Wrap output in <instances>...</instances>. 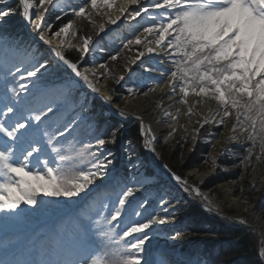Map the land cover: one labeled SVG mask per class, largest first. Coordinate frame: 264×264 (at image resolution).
I'll return each mask as SVG.
<instances>
[{"label":"snow or ice","instance_id":"6c2138e0","mask_svg":"<svg viewBox=\"0 0 264 264\" xmlns=\"http://www.w3.org/2000/svg\"><path fill=\"white\" fill-rule=\"evenodd\" d=\"M17 3L34 39L49 46L92 92L100 90L89 75L119 83L127 74L132 81L136 75L132 65L139 62L145 72H156L160 79H152L150 85L143 79L133 81L134 86L127 87L130 95H138L141 87H147L144 96L168 87L167 98L179 96L176 103L185 106L189 118L194 115L190 96L197 105L215 101L212 117L197 124L226 126L234 116L228 140L237 141L239 133L247 144L240 165L264 164V0H122L120 4L116 0H84L66 6L60 0ZM0 4V264H153L145 256L144 246L156 231L153 226L174 220V214L161 217L153 212L144 217L146 202L129 199L137 190L135 184H125L114 201L107 196L108 182L115 177L110 170L111 153L104 146L115 142V132L104 137L94 134L89 125L88 135L95 143L80 139L85 118L80 112L71 119L61 114L55 100L67 99L65 87L42 85L47 65L36 58L32 44L7 32L5 18L15 9L4 0ZM50 9L86 21L96 35L121 17L137 23L144 17L150 23L111 56L113 62L126 59L121 66L124 74L117 75L108 64L99 65L103 73L88 68L81 71L65 57L64 49L75 48L81 58L88 56L95 50L93 36L85 32L73 44L80 31L74 21L49 35L51 25L45 17ZM94 15L104 22L97 24ZM134 48L132 58L121 56ZM153 62L169 68L156 67ZM102 99L107 103L111 96L105 93ZM157 107L163 110L165 122H174L171 136L177 130L181 109L173 111L171 105L165 109L162 102ZM141 126L145 146L151 148L155 136L149 139L150 127L145 128L142 121ZM173 179L187 185L180 176L173 174ZM252 188L259 190L255 184ZM192 191L207 201L211 211L209 198L198 188ZM87 201L91 203L82 206ZM41 219L45 222L26 240H20L14 230ZM21 248L27 258H5L15 256ZM161 264L170 262L163 257Z\"/></svg>","mask_w":264,"mask_h":264},{"label":"bare ground","instance_id":"6f19581e","mask_svg":"<svg viewBox=\"0 0 264 264\" xmlns=\"http://www.w3.org/2000/svg\"><path fill=\"white\" fill-rule=\"evenodd\" d=\"M61 5H79L81 3H84L81 0H60ZM122 0H116L117 4H120ZM10 0H7V3L10 4ZM131 7H136L135 5ZM131 7L129 8V11L131 10ZM112 11H115L113 9ZM55 11L51 10L49 11V14L46 15L45 20L48 22L47 18L50 15V13H53ZM127 15V13H125ZM94 20L97 24L103 23L104 20L101 16H95ZM73 20V19H71ZM70 20V21H71ZM76 27L80 29L78 32L76 39L73 40V43L76 44L79 42L80 37L83 33H88L93 36V45H95V50L90 51L88 56H91L93 58V63L87 66L88 69H97L98 66L95 63L98 58V53L101 50H104V41L103 39L106 38L109 40V42H123L126 43L128 39L134 38V36L130 33L131 26H134L136 24L135 20H126L124 17H121V19L117 22V24H106V30L103 33H100L99 35L95 34V29L88 24L86 21H83L79 18H75L73 20ZM26 29L29 31V33L35 38V33H31L29 30V26L24 21ZM127 24V25H126ZM50 35V32H49ZM70 38V36H69ZM35 40V39H34ZM38 45L49 48V46L44 45L42 42L35 40ZM99 41V43H97ZM139 46H137L138 48ZM76 50V49H75ZM77 51V50H76ZM136 51V48L133 49L132 52L127 53V58L130 59L133 57L134 53ZM78 52V51H77ZM65 55V51H64ZM66 57V56H65ZM87 56L81 58V54L79 53V60H81L79 63H77L78 67L82 64L85 65L86 63H83V60L86 59ZM62 62V61H61ZM126 59H120L115 62L109 61L108 65L110 68H113L115 73L117 75L124 74L121 71V66H123L126 63ZM75 63V62H74ZM63 64V62H62ZM153 64L156 67L160 68H169L168 64L165 65H158L153 62ZM64 65V64H63ZM139 62L136 65H132V70L136 75L132 78V81L128 80V75L125 74V81H120L119 83H115L112 79H103L100 77L99 79L93 78L91 75H89V78L93 80L94 83H96V87L100 90L99 92H92L90 88L87 87V90H89L93 95H98V97L102 98V96L107 93L111 96V100L109 102H104L108 108V111L110 112V109L112 112L117 115L120 111L125 113V117L133 118L134 121L141 124V121L143 122V125L145 128L150 127V132H148V138L151 139L152 136H155V140L152 141V147H148L149 155L147 156V153L142 151V153L139 151L137 156L140 158V161L138 162L140 165L136 168L134 174L132 175V182L133 184L137 185L142 192H145L146 195L153 193L152 190L154 188H158L162 190L164 193L162 195V198L160 199V203L162 204L157 214L161 217H167L169 213L174 214L175 219H168L164 224H156L158 228H169L170 231L167 232H158L156 233V242L153 244L154 248H159L164 254L172 253L180 246L173 245V238L172 233H176L178 231H181V226L184 227L183 229H187V226L182 224L184 217L180 216L179 210L181 206V197L182 195L186 194L187 197H191L195 201L201 204L200 207L205 212H213L214 214L218 215L219 217H228L229 221H233L234 223L240 225L243 228H246L249 232H252L253 234H259V241H260V247H259V253L260 258L264 262V168L263 169H255L254 173L252 175L251 185L255 184L257 185V188L259 189L254 190L251 186L250 189L246 190L245 193H243L241 196L236 197L235 196V189L234 181L228 182V181H222L220 184H218L216 187L221 191V193L224 195L222 199L219 198L218 194L209 187L208 190L203 189V185L209 180V178L213 175L215 172V168L212 166L206 167L205 170L200 169H191V171L188 172L187 176L185 177V180H188L191 176L195 177L199 180L198 184L195 186V188H198L200 193L204 196H207L209 200L211 201V207L212 210H208V203L207 201H204L201 196L195 195V193L190 190L187 185H181L178 182H176L173 179V174H171L167 168H163L159 166V163L157 161V156L160 153V149L158 148V142L162 141L166 144H170L174 141H181L187 137V135H190L192 137V145L196 142L198 138L199 131L202 127H200L199 124H197V121H202L204 118H211L212 115L215 113V110L217 108V104L215 101L211 100H204L200 104H195L194 97H189V104L193 108L194 115L189 118V116L184 114L185 106L179 103H176V101L179 100V96H174L172 99H168L167 97L170 94V90L168 87H164L161 91L160 89H157L155 92H150L148 96H144L139 91L141 88L138 89V95L133 97L129 93H127V101L126 102H120L117 103L116 100L118 99L115 95V91L117 90V87L125 82V84H129L130 86H134L133 81H139L141 78L138 77L139 70L138 69ZM66 66V65H64ZM67 67V66H66ZM71 70V69H70ZM137 71V72H136ZM103 69H99L98 73H103ZM142 75L145 76L144 72H142ZM152 79H160V76L156 72L152 73H146V79L145 81L150 85ZM79 84H85V82H80V77H76L73 73V78L69 79L67 90L70 91L71 88L76 89L78 88ZM110 90V91H109ZM147 91V90H146ZM82 95V93H80ZM71 97H73L71 95ZM70 102V101H68ZM68 102H66L67 105ZM159 102L163 103V107L165 109L169 108V106H172L171 110H175L177 108L181 109V114L179 116V124H176L175 127L177 130L169 136L168 134L172 131L171 126L174 124L172 120H168L165 122V117L163 116V110L161 108L157 107V104ZM62 111V109H61ZM102 119L104 120L103 116L101 115ZM105 117V115H104ZM219 119V117H217ZM130 121V120H127ZM211 124V123H209ZM233 120L229 119L227 121L226 129L223 132H220L218 134H214L210 138L208 137V141L212 143L214 146L212 151L209 153V157L213 164L219 161V158H222L223 156L228 155V153L231 151V147L228 140V137L232 135L230 132L231 127L233 126ZM110 126V124H109ZM205 126V125H204ZM186 128V130H185ZM198 129V131H196ZM238 137L240 138V134L237 133ZM145 138V136H144ZM238 138V139H239ZM107 146L109 147L108 151L112 154L114 152L113 150V143H108ZM152 148L155 149V151L152 150ZM113 159V164L111 165L112 168H115V161ZM151 163L152 168L156 170V175L154 177L155 181L154 183L151 182V179L149 176H146V167H148V164ZM212 165V164H211ZM229 172V171H228ZM155 174V173H154ZM153 176V175H152ZM178 176V175H176ZM161 181V182H160ZM98 184L102 183L101 181H97ZM160 184V185H158ZM95 187V186H93ZM213 187V186H212ZM215 187V186H214ZM185 188L188 190L185 191ZM148 193V194H147ZM84 195V194H82ZM166 202V203H164ZM189 203V202H188ZM195 204V203H194ZM236 208L238 210V213L236 215H231L228 213L227 209L230 208ZM165 208L167 209L165 211ZM247 211V214L245 213ZM243 221V223H241ZM45 221L43 220L40 224H35L33 227L29 229H21L17 228L15 229V233L19 235L20 240H26L29 235H31V231L37 227H39L41 224H43ZM217 238V235L214 233H207V234H200L197 235V238L204 239V238ZM24 249H18L15 256H8L5 257L6 259H20L23 260L27 257H23ZM2 255V253H0Z\"/></svg>","mask_w":264,"mask_h":264},{"label":"rangeland","instance_id":"374dc122","mask_svg":"<svg viewBox=\"0 0 264 264\" xmlns=\"http://www.w3.org/2000/svg\"><path fill=\"white\" fill-rule=\"evenodd\" d=\"M84 2V0H81ZM3 6V5H2ZM54 16H59V17H65L67 18L68 20H66L67 22H69L71 19L75 20L76 17H74L73 15H71V13L65 15L64 13L60 12V11H55L53 13H50V15L48 16L47 20H48V23H50L51 25V31H50V35L53 33L52 32V29L55 28L53 27V17ZM71 20V21H73ZM24 18H23V27H21V29L19 30H22L23 32H25L26 34V38L29 37L31 38L28 34H27V29H26V26H25V23H24ZM146 23H150V21L144 19H140L139 20V23L136 22V24H134V26H131L130 29V33L134 36V34H138L137 30L139 29L140 31H142V26L145 25ZM127 25V24H126ZM57 31L59 29H56ZM29 32V31H28ZM72 43H73V40H72ZM74 44V43H73ZM123 42H118L116 43V46L115 48H112L113 50H121L123 48ZM137 47V46H136ZM71 49H75V48H71ZM111 50V49H110ZM106 51L104 52V50H101L99 53H98V60L95 62L98 66V71H99V65L100 64H108V62L111 60L109 54H113V50L112 51ZM44 51V57H43V62L47 65V71L45 72V75H44V78L42 80V85L46 86V85H49V84H53L54 86L60 84L64 77H67L68 78H73V74L71 72V70L64 66L62 64L61 61L58 60V58L55 57V54L53 52H51V50L49 48H44L43 49ZM116 51V53L118 52ZM115 53V54H116ZM127 51L124 52L123 56L122 57H126L127 56ZM47 61V62H46ZM80 60H78L77 63H79ZM86 63L85 65H81V71H83L84 68H86L87 66H89L90 64H92L94 61H93V58L91 56H87L86 59L83 60V63ZM43 70V69H42ZM139 71L141 72H144V73H148V72H145L143 68H141L139 65H138V69ZM44 71V70H43ZM80 82H84L81 78H80ZM125 84H122L119 85L117 87V90L115 91V95L117 96V103H120L119 101L120 100H123V102H126L127 101V87H129V84L125 85ZM79 86H81V84H79ZM84 87L81 88V92L85 93L86 96L92 100V102L94 101L95 102V105H97L96 107V110L95 112L91 113L90 115L94 116L95 118H97V120H99V122H102V128L105 127L107 128V124L106 122L108 123V125L110 124V126L113 124H111V120L114 121V119H116L118 122H120V127H122L121 130H126L128 128V126H130V124H138L139 127H140V132H141V135L143 136V141H142V144H131L130 146H128V148H122L121 151H122V156H121V161L123 160H126L128 161L129 159L130 160H136V157L138 152L140 151L142 153V151H144L145 153H147V156L149 155V151H148V147L145 146V138H144V135L142 134V126L140 123L136 122L133 120V118L131 119L130 118V121L128 122H124V120H129L127 117H125L126 115L124 116H121L119 115V113L117 115H115L113 117V115L110 114V112L108 111V108L107 106H105L106 104L104 103L105 101L98 97V95H93V93H91L89 90H87V84L86 85H83ZM142 89H140V93L143 94V92H145L147 90V87H141ZM104 101V102H102ZM93 108V107H92ZM111 110V109H110ZM95 113V114H94ZM98 114V115H97ZM74 115V112L71 113L69 115V118L68 119H71V117ZM101 115L103 116L104 120L102 119ZM105 115V117H104ZM92 118V117H91ZM229 119H232L233 120V123H235V118L234 116L233 117H230L228 118ZM120 120V121H119ZM227 120V121H228ZM227 126V124H226ZM226 126L225 125H216V124H206L205 126H203L200 131H199V136L196 140V142L194 143V145H192V137L190 135H187V137L181 141H174L172 143H170L169 145L160 141L158 142V148L160 149V153L158 154L157 156V161L159 163V166L160 167H165L167 168V170L171 173V174H175V175H178L180 176L182 179L185 180V177L187 176L188 172L191 171V169L195 168V169H200V170H205L207 169L206 167H208V165L210 167H214L215 168V172L213 173V175L209 178V180L212 178V177H216V176H221V175H224L226 176L225 174H227V179H223L221 180L220 182L222 181H228V182H231V181H234L235 184H234V189H235V196L236 197H239L241 196L243 193L246 192V190L250 189L251 188V180H252V175L254 173V170L255 169H263L264 166L260 165L259 163H253L251 167H243L240 165V159L242 157L241 155V151H239L241 148H245L247 146V144L245 143L244 141V137L241 135L240 138L235 141V142H231L229 143V145L231 147V151L228 153V155L226 156H223L222 158H219V161L216 162L215 164L212 163L210 157H209V153L212 151L213 149V145L210 141H208V137L210 138L211 136H213L214 134H218L220 132H223L225 129H226ZM112 130V129H111ZM109 133H112L109 132ZM99 134V133H98ZM80 139L81 140H85V141H88V139L84 138L82 134H80ZM92 141V140H91ZM93 142V141H92ZM94 144V142H93ZM199 145L201 146H205L204 148L207 149V152L204 154V157L205 159H203V161L200 163L199 166L197 167H193V168H188V170H186V172L184 174H179V173H175L173 171V169H171L170 165H168V163L162 159V151L163 149L162 148H168L172 153L173 151L175 150H178L180 149L179 151V154H181L180 158H181V163L183 165H186L187 162L189 161V157L191 154H195V152L197 151V148L199 147ZM107 149L106 148V145L104 146V150ZM106 151V150H105ZM198 154V153H197ZM197 156V155H196ZM129 160V161H130ZM131 163H133L131 161ZM212 164V165H211ZM116 165V163H115ZM125 165V163L123 164ZM137 164H135L136 166ZM116 167V166H115ZM132 167H134V165H132ZM131 167V168H132ZM150 168V169H149ZM115 169L116 168H112L111 167V171L113 173V176L115 177V179L113 181L116 180V172H115ZM117 171V169H116ZM130 171V170H129ZM146 174L148 175H152L153 174V169L151 168L150 164H148V167H146ZM229 171V172H228ZM130 173H132V171H130ZM209 180H207V182L203 185V189L204 190H208L209 191V188H206L205 186L207 185V183L209 182ZM199 180L196 179L195 177H190L188 180H187V187L192 190L193 188H195V186L198 184ZM220 182L218 184H220ZM120 184H117L116 185V188L117 190H120L122 188V186L124 184H128V180H127V176L125 174L122 175L120 181H119ZM217 184V185H218ZM217 185H214L213 187H211L212 189H214V191L218 194L219 198L222 199L224 197V195L221 193V191L219 189H217ZM137 189L139 190L140 188L137 187ZM109 197V196H108ZM111 200H115V197H109ZM186 200V202H185ZM181 206H180V210H179V213H180V216L184 217L187 216V213L185 212V208L183 207L184 205L187 204V202H189L188 204H194L193 201H191L190 199H187V195L184 194L182 195L181 197ZM196 205V204H194ZM228 213L231 215H236L238 213V210H236V208H230V209H227ZM205 212V211H204ZM206 215H208L209 217H212L216 220H219L220 222H223V224H227L231 227L233 226H236V227H240V228H243L241 227L240 225L234 223L233 221H229L228 220V217L226 216V218L224 217H219L218 215L214 214L213 212H205ZM245 213L247 214V211H245ZM43 221V219H41L39 222H36V223H31V224H24V225H21L19 228L21 229H29L31 227H33L35 224H40L41 222ZM209 226L206 228L208 229ZM116 232L119 231V229H116L115 230ZM148 231H152V229L148 230ZM167 231H170L169 228H156V231L153 233L152 235V238L145 244V256L148 257V253L149 251H152V253L156 252V251H159L160 249L159 248H154L153 244L156 242V233L158 232H167ZM179 233V232H178ZM178 233H174V236L173 237V242L172 244L173 245H178L180 246L179 248L180 251L182 252L183 250V245H181V243H177L176 240L178 238V236H181V235H178ZM256 234V233H255ZM185 235V234H183ZM256 237H257V242H258V248L260 247V241H259V236L256 234ZM130 239V238H129ZM179 248H177L175 251H179ZM153 249V250H151ZM23 255L26 257L27 256V252L24 251L23 252ZM150 259V258H149ZM154 264H160V261L157 260L155 261L154 258L151 259ZM201 260V259H200ZM264 263V262H263Z\"/></svg>","mask_w":264,"mask_h":264},{"label":"trees","instance_id":"16d2710c","mask_svg":"<svg viewBox=\"0 0 264 264\" xmlns=\"http://www.w3.org/2000/svg\"><path fill=\"white\" fill-rule=\"evenodd\" d=\"M9 5L15 9V12L5 18L8 23L4 27L7 32L14 33L23 27V17L17 0H11ZM66 20L68 19L65 17L57 19V16H54L52 22L55 28L52 29V32L54 33L57 31L56 29L67 23ZM64 51L67 59L75 63L78 62L79 52L71 48H65ZM123 54L124 52L121 53V55ZM120 101L123 102V100ZM115 139L113 150L116 153L119 152L120 145L142 144L143 141L138 124H130L126 130H119ZM204 147L199 145L195 154L190 155L186 165L181 163L180 149L172 153L168 148H162V159L170 165L175 173L184 174L188 168L199 166L205 159L204 154L207 149ZM239 151H241L242 159L246 153L244 148ZM259 164L264 166V164ZM225 175L212 177L205 187L217 185L221 180L227 179V174ZM185 212L188 217L186 226L189 233L178 236L176 240L177 243L183 245V250L178 256V264H200L201 257L206 258V264H264L260 258L256 234L249 232L246 228L223 224V222L206 215L200 207L194 204H189L185 208ZM208 226L209 228L206 229ZM207 233H214L217 238H197V235Z\"/></svg>","mask_w":264,"mask_h":264},{"label":"built area","instance_id":"2783aa9c","mask_svg":"<svg viewBox=\"0 0 264 264\" xmlns=\"http://www.w3.org/2000/svg\"><path fill=\"white\" fill-rule=\"evenodd\" d=\"M106 41H107V40H106ZM106 41H104V52H105V45H106V44H108V45L111 44V45L116 46V43H118V41H115V43H114V42H112V43H111V42H106ZM108 41H109V40H108ZM122 56H123V55H122ZM136 72H137V71H136ZM138 77L141 78V79H143V80L146 79V77H143V76H142V74L140 73V71H139V75H138ZM122 84H125V82H123ZM120 85H121V84H120ZM125 85H126V84H125ZM125 85H124V86H125ZM127 85H128V84H127ZM129 87H130V85H129ZM141 89H142V88H141ZM116 101H117V100H116Z\"/></svg>","mask_w":264,"mask_h":264},{"label":"water","instance_id":"95a60500","mask_svg":"<svg viewBox=\"0 0 264 264\" xmlns=\"http://www.w3.org/2000/svg\"><path fill=\"white\" fill-rule=\"evenodd\" d=\"M192 201H193L196 205L201 206V204L198 203L197 201H195L194 199H192ZM201 207H202V206H201ZM258 236H259V234H258ZM259 237H260V236H259Z\"/></svg>","mask_w":264,"mask_h":264}]
</instances>
